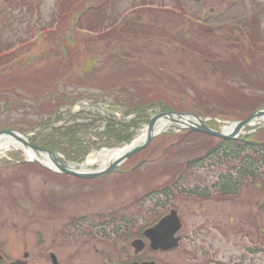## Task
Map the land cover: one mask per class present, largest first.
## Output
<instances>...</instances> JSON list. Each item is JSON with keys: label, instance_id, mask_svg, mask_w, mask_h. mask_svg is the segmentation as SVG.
Instances as JSON below:
<instances>
[{"label": "rangeland", "instance_id": "374dc122", "mask_svg": "<svg viewBox=\"0 0 264 264\" xmlns=\"http://www.w3.org/2000/svg\"><path fill=\"white\" fill-rule=\"evenodd\" d=\"M261 107L264 0H0V132L61 163L107 166L97 154L130 144L156 113L191 111L225 132ZM153 134L94 178L54 173L25 147L2 151L0 264H52L50 251L60 264H119L171 208L177 244L152 251L143 239L137 258L264 264V149L241 151L255 174L240 177L238 157L216 146L223 137L177 125ZM236 135L264 146V123ZM225 174L229 194L214 185Z\"/></svg>", "mask_w": 264, "mask_h": 264}, {"label": "water", "instance_id": "95a60500", "mask_svg": "<svg viewBox=\"0 0 264 264\" xmlns=\"http://www.w3.org/2000/svg\"><path fill=\"white\" fill-rule=\"evenodd\" d=\"M259 113L260 114L264 113V108L256 110L254 113H252L250 116H248L245 119L232 122L231 123L233 126L232 129L229 131H225V132H223V130H216V129H213L207 126L204 123V121L196 115H190V114L182 113V112H166V113L154 114L150 118L148 124L145 127L144 132L142 133L143 140L141 142L132 144L135 141L133 140L130 144H128V145L132 144V146H130L120 156L113 159V161H111L107 166H103V167L93 169V170H88V171L84 169H80L79 167L68 166L66 164L59 162L57 158L55 157V154L49 152L47 149L37 145L36 143L30 142L27 137H25L22 133L16 130L6 129V130L1 131L0 140L2 138H12L20 142L22 146L25 147L26 150H29L28 148H26V147H29L33 151L35 150L38 153H40L39 155H42V156L46 155V158L49 159V161L52 163V166H48L38 159H32V160L41 163L43 166H46L51 170H54L56 172H61V173H68V174H72V175L84 177V178H92V177L106 174L114 170L130 154L144 147L154 136L153 131H154V128L157 122L163 118L171 122V125L169 127L177 125L178 129L190 128V129H195V130H198L200 132L207 133L210 135L231 139V138H236L237 132L243 127H245L246 125H253L252 121H254V119ZM191 118H194L195 120ZM178 222L179 221L175 216V212H173L172 214L167 215L163 219H161L155 227L149 228L146 231H144V234L150 235L153 238V245L155 246H160L163 248L172 247L175 245V243L172 241L171 236L177 230L179 226ZM159 229H162V231L160 232ZM161 234H162V237H161Z\"/></svg>", "mask_w": 264, "mask_h": 264}, {"label": "bare ground", "instance_id": "6f19581e", "mask_svg": "<svg viewBox=\"0 0 264 264\" xmlns=\"http://www.w3.org/2000/svg\"><path fill=\"white\" fill-rule=\"evenodd\" d=\"M260 122H264V113H259L256 118L254 119V121H252V124L255 123H260ZM171 125V122L167 119H161L157 122L155 128H154V132L156 131H160L162 129H166L167 127H169ZM232 124L227 127L226 129L231 130L232 129ZM143 140V134L139 137L136 138V140L132 143V144H136L138 142H141ZM131 145H127L124 146L121 149H115V150H105V151H101L100 153L97 154V156L103 157L107 159L108 161H111L113 159H115L116 157L120 156L122 153H124ZM9 146H14V147H20L22 148V144L12 138H2L1 142H0V148L2 149L1 151L4 152V150H6L7 148H9ZM0 151V152H1ZM32 157H35V154H33V152H31L30 150H26ZM46 158V155L42 156V158ZM37 158V157H36ZM44 163H46L47 165L51 166L52 163L49 161H44ZM91 164V160L88 159L83 165L87 166L88 164ZM82 168L84 169V166H82Z\"/></svg>", "mask_w": 264, "mask_h": 264}, {"label": "trees", "instance_id": "16d2710c", "mask_svg": "<svg viewBox=\"0 0 264 264\" xmlns=\"http://www.w3.org/2000/svg\"><path fill=\"white\" fill-rule=\"evenodd\" d=\"M137 108H141V107L139 106ZM41 143L47 147H49V145L52 144L51 140H49V139L48 140L45 139V140L41 141ZM69 145H71L75 149L78 148V145L75 142L73 144H72V142H69ZM216 146L218 147V149L221 148L220 150H225V152L230 151L229 154L235 155V156L239 157L241 160H243V158H241V151H245V150L249 149V150H252L254 153H257L259 151V149H258L259 147L264 149V146H260L256 143H253V141L250 139L249 140L248 139H234V140L220 139L219 145L217 144ZM257 149H258V151L255 152ZM76 151H79V150H76ZM249 159H251V158H249ZM243 161H245V160H243ZM223 179L224 180L222 183V187H223L224 191L225 192H227V191L231 192L233 190V188H235V186H234L235 183L232 180V177L230 175H225V177Z\"/></svg>", "mask_w": 264, "mask_h": 264}, {"label": "flooded vegetation", "instance_id": "af4514ba", "mask_svg": "<svg viewBox=\"0 0 264 264\" xmlns=\"http://www.w3.org/2000/svg\"><path fill=\"white\" fill-rule=\"evenodd\" d=\"M77 222H78V220H74V224L73 225H75V224H77ZM86 232H89L90 231V229H86L85 230ZM93 233H94V231H93ZM100 234H104L105 235V233L107 234V232L105 231V232H103V230H102V232L100 231L99 232ZM178 234V233H177ZM141 235H138V237H136V238H133L131 241H130V245H131V247H132V249H133V251L132 252H128V253H126V255H125V257H124V259H123V262L122 263H119V264H139V263H142V262H144V261H154L155 262V260H152V259H142V258H137L138 257V252L141 250V244H139L135 239H138V238H141L140 237ZM175 237H177V235H175ZM153 251V250H152ZM156 251H159V250H156ZM162 251H165V250H162ZM50 253H52L51 251H50ZM137 254V255H136ZM49 256H50V254H49ZM1 258L2 257H0V262H1ZM51 258V257H50ZM56 260H57V262L59 261L58 259H57V257H56ZM12 261H13V259H9V260H7V261H5V262H3V264H9V262L10 263H12ZM14 262V261H13ZM50 262L52 263V264H60V262H55V261H52V259L50 260ZM208 263H210V264H213V263H215V264H221L219 261H212V260H209V262ZM15 264H25V263H22V262H16ZM103 264V263H102ZM104 264H112V261H111V259L109 258V259H105V261H104ZM154 264H156V262L154 263ZM237 264H239L238 262H237ZM240 264H243V263H240Z\"/></svg>", "mask_w": 264, "mask_h": 264}]
</instances>
